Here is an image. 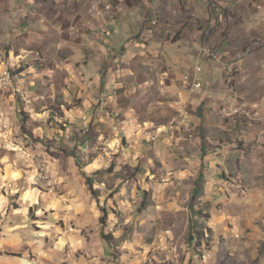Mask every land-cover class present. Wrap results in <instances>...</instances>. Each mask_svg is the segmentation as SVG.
<instances>
[{"label":"crops","instance_id":"obj_1","mask_svg":"<svg viewBox=\"0 0 264 264\" xmlns=\"http://www.w3.org/2000/svg\"><path fill=\"white\" fill-rule=\"evenodd\" d=\"M175 32L181 34L174 37ZM262 44L264 0H0V64L6 59L17 71L16 84L21 89L19 94L0 91V135L17 141L21 126L8 127V131L3 127L11 121L8 109L15 110L19 101L31 111L44 112L46 105L68 103L70 99L64 96L75 85L81 89L82 106L101 97H107L103 106L112 105L121 93L124 74L155 75L156 88L163 92L158 105L180 110L189 104L191 112L179 116L193 124L191 136L185 137V120L162 130H152V122L138 129L137 117L130 111L116 123L125 137L138 141L143 138L140 130L160 134V148L175 146L173 158L178 162L186 151L184 164L195 174L203 169L205 192L201 199L210 203L206 228L213 241L210 257L194 264H264L263 78L248 76L256 80L251 87L246 85L249 80L239 76L236 105L234 94L225 85L228 67L247 75L255 70L245 66L263 53ZM209 48L221 56V63L207 58L205 50ZM197 64L202 85L190 94L191 85L183 77L192 75ZM261 64L264 59L257 68ZM171 75L177 84L167 83ZM146 85L151 87L149 82ZM248 89L252 99L247 97ZM224 107L238 113L224 118ZM201 108L205 115L199 114ZM201 124L206 130L203 138L199 137ZM146 136L150 142L151 137ZM5 175L18 186L17 170L9 166ZM184 177L180 172L178 180L184 181ZM195 177L190 169L191 183ZM189 187L192 191V184ZM25 195L28 203L36 202L37 195ZM6 200L0 197V215ZM16 214L12 218H17ZM83 214L79 212L77 220ZM55 216L56 212L49 218L54 221ZM3 224L0 217V264H37L30 254L43 252L41 242L27 231L26 236L15 234V227L14 234L6 238ZM86 225L79 221L76 227ZM55 246L53 253H42L50 256L49 264H81L79 250L94 254L87 246L83 251V244L71 235L60 238ZM96 250L102 251L100 258L109 259L101 246Z\"/></svg>","mask_w":264,"mask_h":264},{"label":"rangeland","instance_id":"obj_2","mask_svg":"<svg viewBox=\"0 0 264 264\" xmlns=\"http://www.w3.org/2000/svg\"><path fill=\"white\" fill-rule=\"evenodd\" d=\"M179 34L175 32L174 37ZM260 49H264L263 44ZM262 59L264 51L253 63L245 66L255 69L250 75L240 74L231 66L226 69L225 85L234 94L232 102L235 105L240 99L235 86L240 77L249 80L246 85L256 81L248 76L263 78L264 85V74L258 73L264 72V64L257 68ZM13 76L16 81L17 75ZM154 77L124 74L121 93L112 105L103 106V98L106 103L107 97H101L82 106L83 100L79 98L81 89L71 85L67 96H64L70 99L66 101L68 103L46 105L42 112L31 111L19 101L15 110L8 109L11 121L3 129L8 131V127L19 125L21 128L17 141L0 135V197L7 199L0 217L4 220L2 229L6 238L14 234L13 227L18 230L15 234L26 236L24 233L27 231L34 240L41 242V249L49 255L55 251L60 238L74 236L83 244V251L87 246L88 251L94 252L92 257L77 251L81 264H194V261L203 262L210 257L213 240L206 226L211 209L210 203L201 199L205 192L203 169L195 174L194 169L184 164L186 151L178 162L173 158L175 146L170 144L167 149L160 148V134L153 136L151 130L144 133L140 130L138 133L141 132L143 138L138 141L136 137H125L116 123L130 111L137 117L138 129L152 122V130L155 127L162 130L174 123L182 121L183 124L185 120V137L191 136L193 124L188 123L186 117L179 116L183 111L191 112L189 104L180 110L173 105H158L163 92L156 88L158 82ZM150 78L154 79V86ZM168 79L167 83L177 84L174 75L168 76L166 81ZM147 82L150 88H147ZM17 87L18 92L16 87L14 91L12 88L7 90L19 94L21 89ZM192 92L190 90V94ZM247 97L253 98L249 89ZM234 111L238 113L236 109H221L224 118L231 116L227 115L228 112ZM34 114L41 115L35 117ZM199 114L205 115L202 108ZM198 129L199 137L203 138L206 132L204 125ZM146 135L151 137L150 142ZM12 142L16 146L9 148ZM9 166L19 172L17 187L5 175ZM190 169L191 176L196 175L192 183ZM180 172L185 176L184 181L178 180ZM199 176L203 177L201 194L191 202ZM86 179L92 181L94 196L88 190ZM27 192L37 195L33 205L24 200ZM100 208L108 212L104 230L114 240L112 247L101 238ZM55 212L52 221L49 215ZM79 212H84V217L77 220ZM15 214L17 218H12ZM79 221L86 223V227L77 228ZM196 234L203 236L197 237ZM189 237L195 240L192 245L188 244ZM100 246L109 259L100 258L102 251L96 250ZM43 252L30 254V260L37 264L52 263L50 256Z\"/></svg>","mask_w":264,"mask_h":264},{"label":"built area","instance_id":"obj_3","mask_svg":"<svg viewBox=\"0 0 264 264\" xmlns=\"http://www.w3.org/2000/svg\"><path fill=\"white\" fill-rule=\"evenodd\" d=\"M228 17H229V12L226 11V19H228ZM205 54L208 59H212L217 62L221 60L220 57H218V54L212 52L209 49L205 50ZM183 80L190 83L191 91H193L194 84H202V78L200 76V64H197L194 67V73L192 75H185L183 77ZM7 85H14L16 87V92H18L16 81L13 78V69H10V65L8 61L5 59L0 64V91H6ZM235 113H237V111H234L233 113L228 112V116Z\"/></svg>","mask_w":264,"mask_h":264},{"label":"trees","instance_id":"obj_4","mask_svg":"<svg viewBox=\"0 0 264 264\" xmlns=\"http://www.w3.org/2000/svg\"><path fill=\"white\" fill-rule=\"evenodd\" d=\"M13 74L16 75L17 71L13 70ZM16 80H17V78H16ZM75 157L76 156H74V158ZM76 160H77V157H76ZM201 183H202V178H201V176H199L197 181L194 184V189H193L192 195H191V202H194L195 199L200 196V194H201ZM86 185L88 186V190L90 191L91 195L94 196L95 192L93 191V184H92V181L90 179H86ZM100 212H101V218H100L99 225H100V233H101L102 241L104 243L108 244L110 247H112L114 240H113L112 236L109 233H106L104 230L106 228V225H107L108 212L105 208H100ZM196 236L200 237L203 235L196 234ZM194 242H195V240L193 237L188 238V244L189 245H192ZM10 256H14V255H10Z\"/></svg>","mask_w":264,"mask_h":264},{"label":"bare ground","instance_id":"obj_5","mask_svg":"<svg viewBox=\"0 0 264 264\" xmlns=\"http://www.w3.org/2000/svg\"><path fill=\"white\" fill-rule=\"evenodd\" d=\"M209 50H211V49H209ZM10 69H11V67H10ZM200 72H201V68H200ZM13 78H14V76H13ZM14 80H15V79H14ZM201 85H202V84H194V87H195V88H200ZM8 88H12L13 91L15 90V86H14V85H7V89H8ZM227 115H228V114H227Z\"/></svg>","mask_w":264,"mask_h":264}]
</instances>
